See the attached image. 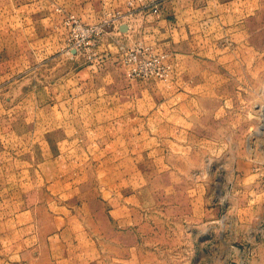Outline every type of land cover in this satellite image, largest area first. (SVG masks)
Here are the masks:
<instances>
[{"label": "rangeland", "instance_id": "1", "mask_svg": "<svg viewBox=\"0 0 264 264\" xmlns=\"http://www.w3.org/2000/svg\"><path fill=\"white\" fill-rule=\"evenodd\" d=\"M118 3L0 0V264H264V0Z\"/></svg>", "mask_w": 264, "mask_h": 264}, {"label": "crops", "instance_id": "2", "mask_svg": "<svg viewBox=\"0 0 264 264\" xmlns=\"http://www.w3.org/2000/svg\"><path fill=\"white\" fill-rule=\"evenodd\" d=\"M110 1H112V0H110ZM115 1H119V6L117 5V8H116V10H119V9H122V11H124L125 12V14H130L131 12V8L128 6V4H127V0H115ZM85 6H86V8L87 7H89V8H92L93 7V5H89L88 3H85ZM102 6H100V7H96V10H101L100 8H101ZM119 7V8H118ZM95 8V7H94ZM110 8V7H109ZM173 8H174V10H175V12L176 13H180L181 12V8H182V5H179L177 2L173 5ZM112 9V8H111ZM168 10H169V6H168ZM166 13H169V11H167ZM123 24L124 23H122V24H120V28H122V26H123ZM142 25V24H141ZM133 26H134V24L133 23H131V25H130V23H129V25H128V29H127V31L126 32H122L121 30H120V32H122V34H123V36H129V35H131L130 33L132 32V28H133ZM143 28V30H145V32H147V37H146V39L148 40V42L150 41L151 42V40H152V38H153V35L151 34V32L153 31V30H156V28H158L159 30H163L164 32H165V34H164V36L168 33V30L170 29L169 27V24L167 23V20L166 19H160L159 21H158V25H157V27H154V26H151V25H149V26H142ZM119 28V29H120ZM259 154H260V152H258L257 153V151L255 152V155H254V157L255 158H258L259 157ZM251 170L252 171H254V169H253V167H251ZM253 175H254V173H253ZM255 176V175H254ZM254 176H252L251 174H249V177H248V179L247 180H249V179H251V178H254ZM260 191H259V193H256L257 195L258 194H261V192H262V189H259ZM263 200H262V197H255V198H252L249 202V206L248 207H250V209H256V208H261L262 207V202Z\"/></svg>", "mask_w": 264, "mask_h": 264}, {"label": "built area", "instance_id": "3", "mask_svg": "<svg viewBox=\"0 0 264 264\" xmlns=\"http://www.w3.org/2000/svg\"><path fill=\"white\" fill-rule=\"evenodd\" d=\"M135 61H137V57H134ZM150 63H152V61H148ZM137 64L136 66L132 67L130 74L131 75H140L141 73H147L148 72V68L145 66L140 65L139 63H135ZM158 73H160L161 75L165 74V69L159 65L158 67Z\"/></svg>", "mask_w": 264, "mask_h": 264}]
</instances>
